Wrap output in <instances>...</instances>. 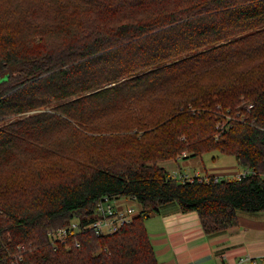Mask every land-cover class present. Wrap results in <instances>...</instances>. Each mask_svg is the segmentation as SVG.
Masks as SVG:
<instances>
[{
    "label": "trees",
    "instance_id": "obj_1",
    "mask_svg": "<svg viewBox=\"0 0 264 264\" xmlns=\"http://www.w3.org/2000/svg\"><path fill=\"white\" fill-rule=\"evenodd\" d=\"M185 150L255 174L178 179ZM105 197L133 221L51 238ZM170 202L209 233L264 211V0H0V264H159Z\"/></svg>",
    "mask_w": 264,
    "mask_h": 264
},
{
    "label": "crops",
    "instance_id": "obj_2",
    "mask_svg": "<svg viewBox=\"0 0 264 264\" xmlns=\"http://www.w3.org/2000/svg\"><path fill=\"white\" fill-rule=\"evenodd\" d=\"M239 166L210 167L206 175L236 174ZM146 228L159 264H264V211H239L236 225L209 233L197 211L170 202L146 220Z\"/></svg>",
    "mask_w": 264,
    "mask_h": 264
},
{
    "label": "built area",
    "instance_id": "obj_3",
    "mask_svg": "<svg viewBox=\"0 0 264 264\" xmlns=\"http://www.w3.org/2000/svg\"><path fill=\"white\" fill-rule=\"evenodd\" d=\"M252 174H255V171L249 168H244L241 173L237 175V177L241 179ZM222 177L224 176H215V181H219ZM185 178H189V176L182 175L180 179ZM136 212L137 211L132 204L125 203L122 208H119L116 201H112L111 199L105 197L103 203L98 206V215H96V220L88 224L79 223L77 221L72 222L67 228H60L52 231L50 236L51 238H58L65 243L67 236L75 234L77 230L81 228H84V230H91L98 236L106 235L117 231L120 227L128 223H131ZM77 245H79V243H77Z\"/></svg>",
    "mask_w": 264,
    "mask_h": 264
},
{
    "label": "rangeland",
    "instance_id": "obj_4",
    "mask_svg": "<svg viewBox=\"0 0 264 264\" xmlns=\"http://www.w3.org/2000/svg\"><path fill=\"white\" fill-rule=\"evenodd\" d=\"M253 107V104H248L247 109L250 110ZM238 120L245 122L246 121V115L240 114L238 115ZM179 157L171 158L168 160L162 161L160 164L163 165L166 169H168L174 176L176 175L178 179L181 178L182 175H188L190 177H195L197 175L200 176L199 172H202L201 176H205L208 171L210 170V167H215L216 169H221L222 165H231V166H237L236 168H239L240 164L238 163L237 159L234 156L222 154L220 152H210L206 153L203 156H196V157H190L185 158L187 155H189L188 151H183ZM214 155H219L215 160L212 158ZM20 165V164H19ZM17 165V166H19ZM244 169V168H243ZM14 170V169H12ZM8 172V171H7ZM21 174L30 173L31 168L27 167L26 165H22V168L20 169ZM10 173V172H8ZM241 173V172H239ZM232 174L228 175L224 172H220L217 176H227L236 178L237 175ZM21 175V177H22ZM207 176V175H206ZM22 179V178H21ZM6 180V179H5ZM9 182V181H8ZM21 182V181H20ZM128 201L127 199L122 200L118 203L119 208H122L123 205ZM130 204L134 205L136 208H138V204L135 201H128Z\"/></svg>",
    "mask_w": 264,
    "mask_h": 264
}]
</instances>
